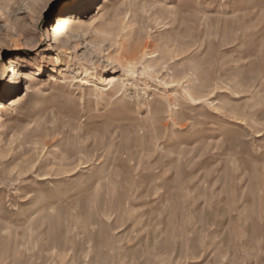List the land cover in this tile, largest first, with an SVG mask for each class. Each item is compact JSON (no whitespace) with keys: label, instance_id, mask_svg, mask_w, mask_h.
Here are the masks:
<instances>
[{"label":"rangeland","instance_id":"obj_1","mask_svg":"<svg viewBox=\"0 0 264 264\" xmlns=\"http://www.w3.org/2000/svg\"><path fill=\"white\" fill-rule=\"evenodd\" d=\"M0 103V264H264V0H0Z\"/></svg>","mask_w":264,"mask_h":264},{"label":"bare ground","instance_id":"obj_2","mask_svg":"<svg viewBox=\"0 0 264 264\" xmlns=\"http://www.w3.org/2000/svg\"><path fill=\"white\" fill-rule=\"evenodd\" d=\"M79 23V19L72 15V16H65L59 19L58 22L55 23V40L63 39L66 34L73 29L75 25ZM13 69V68H12ZM14 71V70H13ZM15 72V71H14ZM125 87L126 84H123ZM4 106L2 103H0V109H2Z\"/></svg>","mask_w":264,"mask_h":264}]
</instances>
